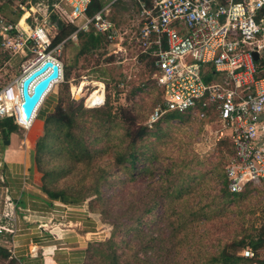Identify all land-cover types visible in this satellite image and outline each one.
Instances as JSON below:
<instances>
[{"label":"rangeland","instance_id":"obj_1","mask_svg":"<svg viewBox=\"0 0 264 264\" xmlns=\"http://www.w3.org/2000/svg\"><path fill=\"white\" fill-rule=\"evenodd\" d=\"M31 2L33 0H0V17L16 21L22 19L26 11H29V19H23V25L43 24L53 39L58 31L55 20L49 15L53 10L46 14L51 19L48 23L45 15L42 17L35 13L31 16ZM62 6L67 8L66 4ZM55 11L63 16L65 23L69 21L63 12L58 9ZM108 14L120 30L125 32L120 40L116 41L122 46V51L102 39L97 47L80 52L82 39L77 36L67 39L59 50L53 47L48 49L61 62L63 72L62 79L51 88L49 97L46 96L48 102L45 104V115L55 116L59 106L67 111L69 107L74 108L81 104L83 109L93 110L96 107L90 106L86 98L98 86L96 84L99 82L95 81H102L107 102L101 107H109L114 119L107 122L101 120L93 111L83 113L78 125L74 124L70 132L74 137L82 138L80 146H76L73 143L68 144L70 135L67 126L54 120L45 125L44 118L38 117L42 119L41 123L35 119L36 116V124L32 127L30 124L27 128L19 127L20 130L13 131L16 132L15 141L19 142L31 131L34 162L40 182L49 188H64L72 195L82 198L81 203L65 207L63 217L67 225L65 226V222L60 224L66 231L75 233L74 226L68 221L70 215L75 212L78 213L81 224L82 221L87 222L81 226L84 229L85 241L89 243L83 264H109L110 257L104 254L107 250L91 247L99 248L98 244L109 237L113 231L111 223L117 217L128 225L122 230L120 237L114 238L121 247L120 238H128L131 233L136 232L131 216L135 211L134 207L142 208L146 200H139L140 191L143 189L150 195V191H161L162 186L169 184L168 181L173 185L182 184L185 191L181 198L169 203L166 215L173 225H178L182 219H186L185 215L192 220L184 222L182 230H177V234H170L164 226L161 236L165 240L161 241L160 246L164 263L210 264V257L223 244L244 236L247 240L248 235L256 238L264 229V187L249 184L240 199L224 203L219 216L222 219L218 224L220 226L211 220L200 218L198 213H191L198 211L202 205L208 204L205 209L209 210L220 203L219 192L223 187L224 166L230 155L229 140H223L228 139L226 136L217 140L215 130L218 124L214 122V117L198 119L184 115L181 118L162 121L160 129L146 123L149 112L160 103L161 94L151 77V58L145 57L131 42L137 28L133 3L127 1L116 7L112 6ZM29 22H33V25ZM41 48L32 43L18 54L0 45V83L7 84L16 80L14 90L18 92L24 71L38 65L36 56ZM81 83L83 84L80 89ZM99 92L98 90L97 93ZM54 97L56 100L51 106ZM144 126L153 131L144 138L149 148L145 153L148 157L146 162H140L137 170H130L129 162L125 160L122 165L126 167L119 175L109 170L111 167L115 169L114 164L119 161L120 154L125 155L131 150L130 142L134 140L135 132ZM72 152L77 155L74 156ZM141 160H145V157ZM104 166L108 169V174L106 180H102L101 195L113 196L114 191L120 187L125 192V201L110 199L103 203L104 197L97 200L93 185L99 175L97 168ZM162 175L166 176L159 180ZM122 181H125V185ZM132 201L140 203L132 206ZM0 210L7 212L5 208ZM148 216L151 218V214ZM146 218L147 216L143 220ZM165 219L166 216L160 225L165 224ZM224 222L228 223V226H225ZM56 229L59 231V228ZM14 234L15 232H12L11 236ZM202 234L205 238L200 239L199 235ZM199 239L204 248L197 253L194 241ZM9 241L11 242L9 236L0 235V264H20L14 249L7 246ZM189 244L192 246L189 247ZM139 255L143 257V254ZM256 256V262L264 261V242L257 249Z\"/></svg>","mask_w":264,"mask_h":264},{"label":"built area","instance_id":"obj_2","mask_svg":"<svg viewBox=\"0 0 264 264\" xmlns=\"http://www.w3.org/2000/svg\"><path fill=\"white\" fill-rule=\"evenodd\" d=\"M101 1L102 6L87 15L91 0H59V4L67 5L63 14L77 23L75 30L53 48L59 50L77 32L94 31L105 34L106 40L122 51L116 41L125 32L108 13L118 1L132 2L137 28L131 42L151 58V77L161 94L146 123L151 126L171 112L198 119L214 117L217 140L226 136L232 148L223 171L227 191L241 193L249 184L264 187V0ZM51 40L43 24L24 26L21 19L0 17V45L20 54L30 44H38L42 48L33 70L46 61L57 66V76L42 92L29 119L20 105L21 88L14 90L17 81L0 83V116L12 115L21 128L30 126L52 82L62 75L61 62L48 50ZM29 71H24L22 80ZM51 71L52 66H48L29 82V94L43 73ZM93 101L90 106L104 104V84L102 96L98 94ZM9 223H14V216L1 211L0 233L13 232ZM240 254L250 258L256 255L249 247Z\"/></svg>","mask_w":264,"mask_h":264},{"label":"trees","instance_id":"obj_3","mask_svg":"<svg viewBox=\"0 0 264 264\" xmlns=\"http://www.w3.org/2000/svg\"><path fill=\"white\" fill-rule=\"evenodd\" d=\"M121 2L122 1H118L117 3H115V5H118ZM102 4L103 2L101 0H91L86 11L87 15L93 14L102 6ZM49 15L52 19L55 20L56 25L58 27V31L51 40L48 49L54 47L57 43L64 40L76 28L74 22L68 21L67 23H65L64 21L65 19L63 18V16L55 10L51 11ZM28 19L29 16L26 17V20ZM29 23L33 25V22H29ZM77 38L82 39V42L80 44V52L95 48L98 46L99 43H101L102 39L106 40L105 34L94 31L77 32ZM263 62H264V58H263ZM106 99L107 98H105V103L107 102ZM88 111L95 112L103 121L111 122L114 119V116L113 114H111V110L109 107L103 108L99 106L94 108L93 110H90V109H83L81 104L75 106L74 108L69 107L67 111H64L59 106L57 107L56 115L53 117H50L48 115L46 116L44 110L39 114V116L41 118L42 117L44 118L45 125L49 123L51 120H54L58 122L60 125L67 126L69 128V135H70L68 144L70 145V143H73L74 145L78 146L79 144H81L82 138L80 136L74 137V135H72L70 132H72V126H74V124L78 125L79 123L78 120H80V118L83 116V113ZM166 115L167 116L163 115L158 121L153 123L152 127L155 126L156 129H160L159 125L162 121L181 118L182 116L188 114L171 112ZM17 127L18 125L14 122L12 115H6L0 117V130L2 131L4 138H8L9 134L12 131L16 130ZM152 132L153 131H151V129H149L147 126H144L140 128L139 131L135 132L136 133L135 138L130 142L132 146L131 150L126 152L125 155L120 154L118 156L119 161L114 164L115 169L111 167L112 169L110 168L109 170L113 171L115 174L118 175L123 173L124 168L126 166L124 167V165H122V162H124L125 160L129 162L128 167L130 170H137L138 164L140 162L143 163L144 161L146 162V159L148 158L145 153L149 148L148 145L146 144V139L144 138L152 134ZM129 135H131V132H129ZM223 140L228 141V139H223ZM228 143L230 144L229 141ZM72 153L74 156L77 155V153L75 152ZM231 154H232V148H230V155ZM143 157H145V160H141V158ZM97 169L99 170L98 171L99 175H98V179L94 181L93 193L96 196L97 200L99 199L102 200L104 196L101 195L100 187L102 184V180L104 179L106 180V174H108L107 172L108 169L105 166L98 167ZM167 170L169 171L170 169L167 167ZM164 176L166 175L160 176L159 180L162 179ZM168 182L169 184L167 186L161 187L162 188L161 191L158 190L150 191L151 193L150 195H147L143 189L140 191L141 194L139 200L142 202L143 199L146 200L144 201V205H142L143 206L142 208L139 206L134 207L135 211H133V215L131 216V219L135 223L136 232L131 233V235H129L128 238L121 237L120 238L121 247H119L118 243L114 240V238L120 237V233L122 232V230H125V227L128 225L124 221H122V219L117 217L111 223L113 227V231L110 233L109 237L104 242L98 244L99 248L92 246L91 249L93 248L97 250L98 249L107 250L108 252L105 251L104 254L110 257L109 264H165L163 259L164 255L160 251L161 241L165 240V238L161 236L163 234L162 230L164 229V226L169 230L170 234H177L182 230L181 226L184 222H188L192 220L191 218L190 219L188 218L189 217L188 215H185L187 217L186 219H182L180 221L181 223H178V225L177 224L173 225L171 220L168 218V215H166L168 213L167 206L169 205V203L174 202L176 198H181V196L183 195V191H185L182 184L173 185L170 183V181ZM122 184L125 185V181H122ZM40 188L46 194H48V196L51 197L52 199H57L64 203L77 204V203H81L80 201H82L81 197L72 195L68 191L64 190V188L53 189L47 187L44 183H41ZM173 188H175L174 189L175 191L174 190L171 191ZM114 192L115 195L104 197L103 203H107L110 199L112 200L122 199L123 201H125L124 200L125 192L122 191L120 187L117 188ZM244 192L245 190L242 191L241 193L228 192L226 189L225 178H223V187L220 188V192H219V199L221 200L219 201L220 203L217 204L213 209H209V210L205 209L208 207V204L202 205L201 207H199L198 211L197 210L193 212L191 211V213H193L194 215L198 213L200 218L203 217L206 221L211 220L212 222H215L218 225L222 222V219L219 218V216H221L220 212L224 208L223 204L226 202L228 203L236 202L237 199H240L244 195ZM138 203L140 202L132 201V206ZM150 214H151V218L148 216ZM146 216L147 218L143 220ZM165 216H166L165 224L160 225L162 223V219L164 220ZM128 218L130 219V216H128ZM224 225L228 226V223L224 222ZM177 230H179V232ZM199 238L203 239L205 238V235L203 234L199 235ZM200 239L194 241L195 246L197 248V253L201 252L202 249L204 248V244L201 242ZM263 242H264V229L257 234L256 238H254V236L252 235H248L247 240H246V236L241 237L238 240L233 238L231 241H229V243L220 246V248L216 251V253H214V255L210 257L209 263L210 264H264V261L256 262V258H257L256 255L250 258V257H245L239 253L240 252L239 250H242L245 247H249L252 250H254L255 253L257 254V249L263 245ZM189 245H190L189 247L192 246V244ZM134 248H138V249H134ZM139 254H143V257H141ZM198 257L201 258L203 256H198Z\"/></svg>","mask_w":264,"mask_h":264},{"label":"crops","instance_id":"obj_4","mask_svg":"<svg viewBox=\"0 0 264 264\" xmlns=\"http://www.w3.org/2000/svg\"><path fill=\"white\" fill-rule=\"evenodd\" d=\"M58 4L59 0H33L29 5L30 11L33 12L31 16L35 13L42 17L45 15V20L50 23L51 19L46 15L49 11L54 9L64 11L63 6ZM28 14L30 12L26 11L21 22ZM47 97L39 107L35 118L41 123L42 119L38 117L43 110L44 113L47 111L45 107L48 102ZM55 100L56 97L52 100L51 106ZM48 111H50L49 108ZM37 120H32L31 127L36 124ZM17 129L20 130L19 126ZM31 138L30 131L17 142L15 141L16 132L12 131L8 138H4L0 130V161L2 163L0 209L5 208L14 216V223H9V227L15 232L12 236V233H0V235L11 238L7 246L14 249L20 264H83L89 243L85 241L84 229L81 226L87 222L82 221L81 224L80 217L75 212L68 220L74 226L75 233L66 231L64 226L61 227L60 223L66 221L63 217L65 207L75 204L52 199L40 188L41 182L35 167V152L32 149ZM6 139L9 140L8 143H5ZM56 228H59V231Z\"/></svg>","mask_w":264,"mask_h":264},{"label":"water","instance_id":"obj_5","mask_svg":"<svg viewBox=\"0 0 264 264\" xmlns=\"http://www.w3.org/2000/svg\"><path fill=\"white\" fill-rule=\"evenodd\" d=\"M257 53H253L254 59H257ZM52 66V71L41 78L39 81H37L32 89V93L29 94L28 92V84L29 82L40 72H42L46 67ZM57 66L55 64H52L51 61L44 62L39 68L33 70L30 72L21 82V94H22V102L21 107L25 114V118L29 119V116L31 115V112L39 100L42 92L45 90V88L48 86L51 79L55 78L57 76ZM9 140H5V143H8Z\"/></svg>","mask_w":264,"mask_h":264},{"label":"bare ground","instance_id":"obj_6","mask_svg":"<svg viewBox=\"0 0 264 264\" xmlns=\"http://www.w3.org/2000/svg\"><path fill=\"white\" fill-rule=\"evenodd\" d=\"M45 14H46V12H45ZM50 22H51V20H50ZM30 69H31V67H30ZM29 69V70H30ZM33 69H31L30 70V72L32 71ZM44 75L43 76H45V75H47V74H49V72H46V73H43ZM42 76V77H43ZM60 79H62L61 78V76L60 77H58V78H56V80H54L53 82H52V84H51V86H50V89L51 88H53V86H54V84L56 83V82H59V80ZM21 82H22V79H21ZM96 82V81H95ZM99 83L98 84H96V85H98V86H96V88L90 93V95H87V98H86V102L87 103H89L90 105H92L93 103H94V99H95V97L96 96H98V94L100 95V96H102V87H103V83H102V81H98ZM82 84L83 83H81L80 84V89H81V87H82ZM20 88H21V84H20ZM80 89L78 90V91H80ZM100 91L99 93H97V91ZM20 94H21V90H20ZM77 97H78V95H76Z\"/></svg>","mask_w":264,"mask_h":264}]
</instances>
